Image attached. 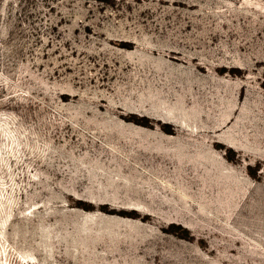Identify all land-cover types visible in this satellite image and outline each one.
Returning <instances> with one entry per match:
<instances>
[{
	"label": "rangeland",
	"instance_id": "374dc122",
	"mask_svg": "<svg viewBox=\"0 0 264 264\" xmlns=\"http://www.w3.org/2000/svg\"><path fill=\"white\" fill-rule=\"evenodd\" d=\"M179 1L0 0V264H264V0Z\"/></svg>",
	"mask_w": 264,
	"mask_h": 264
},
{
	"label": "bare ground",
	"instance_id": "6f19581e",
	"mask_svg": "<svg viewBox=\"0 0 264 264\" xmlns=\"http://www.w3.org/2000/svg\"><path fill=\"white\" fill-rule=\"evenodd\" d=\"M158 1V3H157V6L158 7H160L161 6V4H164V3H166L167 2V0H157ZM238 2V1H237ZM172 4H174V5H178V6H189V7H193V6H195V5H193V2L191 3H188L187 5L186 4H183V2L182 1H179V0H172ZM143 14V13H142ZM196 14V13H195ZM142 16V15H141ZM259 31V30H258ZM119 45H121V46H123V47H131L132 46V43L131 42H128V41H121V39H120V42H119ZM243 50V49H242ZM168 55H170V57H173V58H178L177 56H173V55H177V52L176 51H174V50H170L169 52H168ZM166 56V55H165ZM255 57V56H254ZM262 64V61H258L257 60V62H255L254 63V66H260ZM249 66V65H248ZM217 67V66H216ZM249 68V67H248ZM253 68V67H252ZM224 69H228L229 71H233V70H238L237 69V67L236 68H234V67H230V69L229 68H227V67H225V66H222V67H218V70H219V72H221V71H223ZM217 70V69H216ZM136 115V113H128V114H123V117L124 118H134V116ZM142 119V118H141ZM147 123V122H146ZM147 125V124H146ZM220 144V142H216L215 143V146H217V145H219Z\"/></svg>",
	"mask_w": 264,
	"mask_h": 264
}]
</instances>
